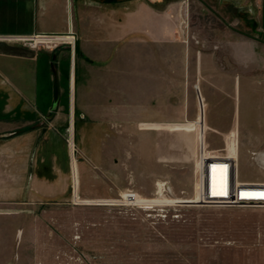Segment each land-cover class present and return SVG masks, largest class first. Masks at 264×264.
<instances>
[{"label": "crops", "instance_id": "1", "mask_svg": "<svg viewBox=\"0 0 264 264\" xmlns=\"http://www.w3.org/2000/svg\"><path fill=\"white\" fill-rule=\"evenodd\" d=\"M198 2L202 13L196 27L192 0H0V161H5L7 188L22 189L23 198L26 191L29 197L45 199L68 196L69 156L63 133L70 56L67 50L54 56L5 37L48 33L73 39L64 34L70 30L77 35V107L86 114L77 134L92 165L102 164L111 151V126L138 124L144 109L174 108L176 84L188 92L195 88L213 124L220 122L211 110H217L223 96L229 97L231 114L226 118H236L241 131L245 127L252 136L248 140L264 141V39L245 35L256 30L264 37V0ZM145 47L151 51L149 70L142 65ZM176 47L182 50L185 70L170 65ZM160 48L168 53L165 69L159 64ZM54 70L59 85L56 107ZM222 124L231 123L226 119ZM74 172L75 199L77 173L78 189L85 196L111 195L108 183L94 184L101 177L86 163Z\"/></svg>", "mask_w": 264, "mask_h": 264}, {"label": "rangeland", "instance_id": "2", "mask_svg": "<svg viewBox=\"0 0 264 264\" xmlns=\"http://www.w3.org/2000/svg\"><path fill=\"white\" fill-rule=\"evenodd\" d=\"M201 9L198 0H192L193 26L198 27ZM246 32L264 39L256 30ZM75 46L29 47L51 51L54 56L67 50L70 56L69 110L63 133L70 191L64 199L29 197L28 191L23 198L22 189L7 188L5 161H0V264H264V207L185 203L195 197L201 147H206L209 155H233L239 182L264 183V141L248 140L252 136L245 127L241 131L236 118H226L231 114L229 97L223 96L217 110H211L220 122L213 124L195 88L188 92L176 84L174 108L144 109L138 124L111 126V151L95 166L83 153L77 134L86 114L77 107L76 62L80 53L75 56ZM163 50L159 49L161 69L166 68L168 54ZM171 52L175 58L170 62L172 68L185 70L181 48ZM150 54L145 47L143 70L151 68ZM144 88L150 90V86ZM130 114L132 117L134 111ZM226 119L231 124H222ZM260 128L264 130V125ZM83 162L101 177L95 185L109 184L110 196H85L78 189L77 173L75 199L73 174ZM130 193L141 202H126L124 197ZM104 200L112 201L102 203Z\"/></svg>", "mask_w": 264, "mask_h": 264}, {"label": "built area", "instance_id": "3", "mask_svg": "<svg viewBox=\"0 0 264 264\" xmlns=\"http://www.w3.org/2000/svg\"><path fill=\"white\" fill-rule=\"evenodd\" d=\"M64 34L72 35L73 39L71 37L61 38L59 35L63 34L48 33L5 37L3 39L23 42L31 48H37L41 45L51 48L59 44L75 46L77 35L72 30ZM196 174L195 197L185 203L196 206L264 207V183L239 182L237 180V161L229 152L225 156L209 155L206 147H201L196 162ZM243 186L246 188H242ZM124 200L128 203L141 202L135 194L131 193L125 195Z\"/></svg>", "mask_w": 264, "mask_h": 264}, {"label": "water", "instance_id": "4", "mask_svg": "<svg viewBox=\"0 0 264 264\" xmlns=\"http://www.w3.org/2000/svg\"><path fill=\"white\" fill-rule=\"evenodd\" d=\"M245 35H248L254 39H257V40H260L259 38L257 37H254L252 35H249V34H246ZM80 53V46L78 44H76L75 46V56H77L78 54ZM54 74H55V96H54V100H55V107L57 106L58 104V101H59V85H58V77H57V72L54 70ZM4 136H7V135H4Z\"/></svg>", "mask_w": 264, "mask_h": 264}, {"label": "bare ground", "instance_id": "5", "mask_svg": "<svg viewBox=\"0 0 264 264\" xmlns=\"http://www.w3.org/2000/svg\"><path fill=\"white\" fill-rule=\"evenodd\" d=\"M74 147V146H73ZM74 149H75V147H74ZM162 187V186H161Z\"/></svg>", "mask_w": 264, "mask_h": 264}]
</instances>
